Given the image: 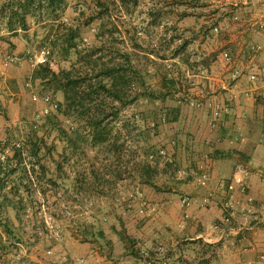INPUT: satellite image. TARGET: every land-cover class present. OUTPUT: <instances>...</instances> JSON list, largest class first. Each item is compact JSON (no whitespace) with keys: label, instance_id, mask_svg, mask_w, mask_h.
<instances>
[{"label":"rangeland","instance_id":"obj_1","mask_svg":"<svg viewBox=\"0 0 264 264\" xmlns=\"http://www.w3.org/2000/svg\"><path fill=\"white\" fill-rule=\"evenodd\" d=\"M15 1L21 0L10 4L0 0V5L15 6ZM208 1L127 0L123 4L120 0H66L55 14H47L38 5L34 9L37 16H27L26 30L13 18L17 34L9 28L8 10L6 15L0 13V161L4 179L0 182V264H86L84 257L75 259L72 254L75 241L96 242L98 248L109 250L112 240L104 231L101 234L102 228L117 231L118 227L123 236L131 237L119 219L127 211L124 206L131 203L129 199L141 198L138 209L144 213L152 209L149 203L142 204L146 196L140 195L141 188L136 194L134 185L149 179L169 192L173 177H188L187 168L178 160L165 163L157 153L168 144L162 143L163 138L171 137L165 107H171L172 92L187 89L188 79L175 73L174 66L185 49V18L196 8H207ZM101 3L108 4L107 10ZM72 27L78 34V50L92 53L93 59L108 61V47L98 51L100 41L109 39L99 35L108 29L116 28L112 41L119 48L118 61L124 59V53H134L140 73L131 83L126 103H113L120 106L111 124L114 131L121 132L119 140L113 134L110 142L93 145L84 120L66 116L55 106L64 101L62 91H54L34 77L44 65L37 64L35 57L42 49L49 51L45 64L53 70L69 68L71 63L83 70V62L76 60L73 51L67 54L65 50L64 40ZM106 103L111 104L110 100ZM59 127L75 128L83 140H79L80 148L72 150ZM154 162L155 170L148 174L145 165ZM185 237L176 244V257L169 250L172 242H166L160 251L140 238L125 242L132 259L143 264L147 259L165 264L171 256L175 264H198L200 258L215 253L214 246L212 251L203 245L208 243L204 239L201 243L200 238Z\"/></svg>","mask_w":264,"mask_h":264},{"label":"crops","instance_id":"obj_2","mask_svg":"<svg viewBox=\"0 0 264 264\" xmlns=\"http://www.w3.org/2000/svg\"><path fill=\"white\" fill-rule=\"evenodd\" d=\"M208 2L207 8H196L185 18V49L174 66L175 73L188 79L186 90L191 96L209 99L212 106L206 102L192 107L174 98L171 107H165L173 111L169 126L174 146L170 138H163L162 143L172 147L188 177H173L169 192L134 185L136 194L141 191L152 209L144 213L138 209L141 198L129 199L119 219L133 240L140 238L155 246L154 250L172 242L169 250L171 254L175 251V257L182 236L184 240L204 236L215 250L208 257L209 264H245L248 260L264 264L259 260L264 254V0ZM213 106L227 109L215 130L209 124ZM238 164L250 171L247 191L237 187L234 192L242 206L251 207L249 222L243 211H236L229 230L221 235L212 226L223 218L227 184ZM201 167L209 177L207 186L195 183L192 175ZM185 195L191 198L188 207L181 205ZM111 228L101 229L112 240L109 250L98 248L96 242L75 241L71 249L75 259L84 257L86 264H143L129 255L128 238L120 228ZM171 257L165 264L177 263Z\"/></svg>","mask_w":264,"mask_h":264},{"label":"trees","instance_id":"obj_3","mask_svg":"<svg viewBox=\"0 0 264 264\" xmlns=\"http://www.w3.org/2000/svg\"><path fill=\"white\" fill-rule=\"evenodd\" d=\"M5 1L7 4H10V2L14 0ZM120 1L123 4L127 2V0ZM112 3L115 4L116 1H112ZM12 4L14 3H11L10 7H7V5L2 3V5H0V13L3 12V15H6L8 10L9 14L7 16L10 17L8 24L9 28L12 32L17 34L18 30L12 28L13 18H16L20 22L21 29L26 30L28 28L27 16L28 14H31L32 17H36L37 14L34 9L38 7V5L43 6L42 9L46 10L47 14H55L58 6H60V4H66V0H21L20 2L15 1V6ZM101 4L106 6L107 10L108 4ZM106 12L109 13L108 11ZM102 17L103 16L101 15L99 18ZM115 30L116 28L108 29L107 31L103 30L99 35L100 38H104V36L108 35L109 39H102L100 41L101 46L98 48L99 52H103L106 50V47H108L107 51L110 55L108 61L101 62L99 60L102 58L99 60L93 59L92 53L83 54L81 50H78V44L76 41L78 34L76 29L72 27L64 40L66 42L65 50L67 54H70L73 51L76 55V60L83 62V70L77 69L74 63H71L69 68L60 69L59 71H55L49 65L44 64L40 65L34 72V77L43 80L42 82L44 85L52 86L54 91H62L64 101L57 105L58 111L66 116H76V119L84 120L86 134L90 136L93 145L106 144L108 141L110 142V136L113 134L117 137V140H119L121 132L114 131V127L111 126V124L118 115L120 106H122L124 102L126 103V99L130 96L129 92L132 81L137 79V75L140 73L136 68V63H134V53L128 51L123 54L124 59L118 61L116 55L118 54L119 48L114 46L112 41L114 40L113 33ZM133 41L135 42L133 43L135 45L137 39L134 37ZM164 78L167 79V77ZM170 82L174 84L173 79H170ZM150 95H153V93L151 92ZM108 100H110L112 105L106 103ZM115 102H119L121 105H113ZM166 109L167 108H165V111L168 116L170 114L173 115V111ZM55 118L57 117L55 116ZM57 130L62 136H65L72 150L80 148L79 140H81V142H83V140L81 139L80 133L75 128L71 127L67 130L63 127H59ZM73 134H76V136L73 137ZM111 144L113 146V143ZM170 144L174 146V141L171 140ZM109 148L111 149V147ZM161 148H165L169 152H174L171 149L172 147L168 148L167 146H161L160 149ZM115 150L117 151L118 148H115ZM154 163V165H151L152 163H147L145 165V171L148 174L152 170H155L154 166L156 165V162ZM1 170L2 165L0 161V182L4 180L1 177ZM97 177H99V175H97ZM144 182L148 185L155 186L149 179ZM1 189L2 185L0 183V191ZM17 191L20 192L19 189ZM19 200L22 199L20 198ZM8 201L10 204L13 203L10 199H8ZM4 227L8 228V225L5 224ZM127 240L133 242L131 237ZM198 242L202 243L203 240L200 238L198 239ZM203 245L209 250H212L213 244L203 243ZM146 261L148 262L151 260L147 259ZM198 264H209V258H200Z\"/></svg>","mask_w":264,"mask_h":264},{"label":"built area","instance_id":"obj_4","mask_svg":"<svg viewBox=\"0 0 264 264\" xmlns=\"http://www.w3.org/2000/svg\"><path fill=\"white\" fill-rule=\"evenodd\" d=\"M48 52H49L48 50L42 49L38 54H36L35 56L36 63L45 64L48 61ZM172 94H173V97L176 98L179 103H183L185 100H187L188 103L192 107H197V108L202 107L203 104H205L206 102L207 104L212 106V103L209 99L208 101L207 100H196L191 96V94L187 90H173ZM48 100L49 99L47 98L46 101ZM226 110L227 109L225 108L221 109L220 107H216V106L212 107V116L209 122L212 130H215L218 127L222 114ZM46 112H48L47 109H46ZM163 121L165 122L166 119L163 118ZM157 154L161 158V160L165 163L174 164L177 161L175 153L169 152L165 148L159 149ZM150 158H155V155L150 154ZM192 175L194 177L195 183H197L200 186H207L209 182L208 181L209 177L202 167L200 168L199 172L193 171ZM249 175H250L249 169L245 167L243 164H238L232 174L230 182L227 184V194H226V197L224 198V203H223V210H224L223 218L221 221L215 223L212 226L215 230L220 231L221 235L225 234L226 231L229 230V229L227 230V228L231 226L236 211H239V210L243 211L245 221L249 222L248 220H249L251 207L248 208L247 206L245 207L242 206L240 204L239 199L235 198V193H234L237 187L243 193L247 191ZM190 203H191V198L188 195H185L184 197L181 198L182 206L188 207ZM142 204L147 205L148 201L143 200ZM201 238L204 239V241L209 242V240L206 239V237L201 236ZM259 260H264V254L260 255ZM254 262L255 261L253 260H248L245 264H254ZM146 264H152V261H148Z\"/></svg>","mask_w":264,"mask_h":264}]
</instances>
